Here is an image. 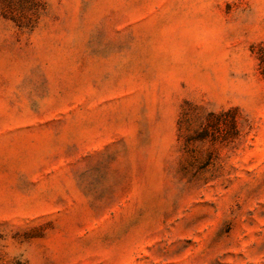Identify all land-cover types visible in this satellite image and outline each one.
I'll return each mask as SVG.
<instances>
[{
    "label": "rangeland",
    "instance_id": "374dc122",
    "mask_svg": "<svg viewBox=\"0 0 264 264\" xmlns=\"http://www.w3.org/2000/svg\"><path fill=\"white\" fill-rule=\"evenodd\" d=\"M262 50L264 0H0V264H264Z\"/></svg>",
    "mask_w": 264,
    "mask_h": 264
},
{
    "label": "trees",
    "instance_id": "16d2710c",
    "mask_svg": "<svg viewBox=\"0 0 264 264\" xmlns=\"http://www.w3.org/2000/svg\"><path fill=\"white\" fill-rule=\"evenodd\" d=\"M257 59L259 61V65H260V72L264 76V51L263 50L260 51L259 55L257 56ZM222 114H223V112L216 114V115H222ZM214 116H215V114H211V117H214Z\"/></svg>",
    "mask_w": 264,
    "mask_h": 264
}]
</instances>
